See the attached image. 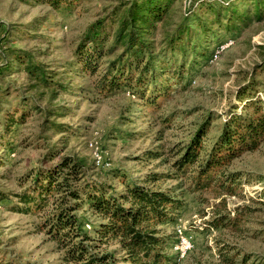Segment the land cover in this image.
<instances>
[{
    "label": "rangeland",
    "instance_id": "rangeland-1",
    "mask_svg": "<svg viewBox=\"0 0 264 264\" xmlns=\"http://www.w3.org/2000/svg\"><path fill=\"white\" fill-rule=\"evenodd\" d=\"M120 1L79 0L65 19L33 0H0V106L12 112L30 109L25 122L10 135L2 126L5 117L0 109V190L11 194L10 201H0V264H69L63 251L39 228L43 215L21 211L23 205L13 195L28 188L31 181L27 176L32 170L49 167L63 155L73 154L84 159L90 177L118 191L124 189V177L116 172L137 181L168 172L172 157L154 159L151 152L184 140L205 113L213 112L217 118L214 124L221 125L231 109L242 104L237 92L247 83L253 68L262 65L264 69V19L248 23L234 37L216 30L203 42L212 57L229 43L216 60L210 59L208 67L188 86L186 73L182 84L173 85L176 81H171L170 96L160 98L153 106L140 105L132 113L129 110L134 98L128 91L101 96L80 88H91L97 74L93 77L86 73L78 79L73 72L67 79L71 84L68 91L53 93L22 70L10 53L12 49L31 52L48 69L58 71L60 76L61 72L67 74L66 67L76 60L74 53L87 27L111 14ZM188 2L183 0L182 12ZM115 30V25L110 26V34ZM104 62L99 63L97 73L104 69ZM5 65H9L8 70ZM255 80L264 98V71L257 73ZM57 106L63 108L64 115L52 117L51 124H61V131L43 133L44 110ZM170 114L167 127L162 119ZM161 129L164 131L159 137ZM4 141L13 147L5 149L1 144ZM91 143H97L103 151L110 164L106 169L96 167ZM51 146L54 148L48 149ZM226 170L240 171L243 176L232 194L217 186L192 194L186 186L179 188L180 181L158 182L183 198L179 223L194 238L193 250L178 264H264V180L259 179L264 176V141L256 150L236 157ZM78 214L87 224L99 225L102 221L87 205ZM217 219L221 224L208 229ZM170 231L175 232L174 228ZM92 235L96 236L93 231ZM171 253L177 254L174 247Z\"/></svg>",
    "mask_w": 264,
    "mask_h": 264
},
{
    "label": "trees",
    "instance_id": "trees-1",
    "mask_svg": "<svg viewBox=\"0 0 264 264\" xmlns=\"http://www.w3.org/2000/svg\"><path fill=\"white\" fill-rule=\"evenodd\" d=\"M33 1L67 19L79 0ZM182 6L183 0H121L111 14L87 27L76 47V60L61 76L37 61L31 52L10 49V53L22 70L39 85L53 89V93L68 91L71 84L67 79L73 77V72L78 79L86 73L93 77L97 74L91 88L79 87L101 96L128 91L134 98L129 110L133 113L140 105L153 106L160 98L170 96L172 80L176 81L173 85L182 84L187 73L188 86L200 75L212 59V51L203 42L216 30L234 37L248 23L264 19V0H189L184 12ZM178 11L181 13L176 17ZM112 25L116 26L113 35ZM103 59L105 67L97 73ZM5 66L8 70L9 65ZM257 67L263 69L262 65ZM257 67L237 92L242 104L234 106L221 125L214 124L217 118L213 112L205 113L184 140L151 152L154 159L172 157L170 171L152 174L142 181L126 179V174L116 172L124 177V189L118 191L109 189L107 182L90 177L84 159L65 154L53 165L28 174V188L13 194L23 205L20 210L43 215L39 228L63 251L69 264H178V254L171 253L177 233L168 230H175L182 218L184 202L180 195L158 182L180 181L179 188L186 186L192 194L213 186L234 193L243 176L240 171H227L228 165L264 141V98L255 80V75L264 69ZM57 108L44 110L43 133L61 131V124H51L52 117L64 115L63 108ZM0 109L5 117L2 126L9 135L30 112L28 108L17 112L2 110L1 106ZM171 117L165 116L162 124L168 127ZM163 131L159 130V137ZM1 144L5 149L13 147L11 142ZM259 179L264 180V176ZM10 199L11 194L0 190L1 202ZM86 205L101 217L99 225L87 224L79 216L78 211ZM220 224V219L211 221L208 229Z\"/></svg>",
    "mask_w": 264,
    "mask_h": 264
},
{
    "label": "built area",
    "instance_id": "built-area-1",
    "mask_svg": "<svg viewBox=\"0 0 264 264\" xmlns=\"http://www.w3.org/2000/svg\"><path fill=\"white\" fill-rule=\"evenodd\" d=\"M229 43L226 45L228 46ZM226 46H222L221 50L225 49ZM221 50H216L211 61H214L218 58ZM90 146L94 150V162L98 168H107L110 164L104 158V153L97 143H91ZM177 233V243L174 245V250L178 254L177 262L184 259L187 254L193 250L195 243L193 235L187 230V227L183 226L181 223H178L175 227Z\"/></svg>",
    "mask_w": 264,
    "mask_h": 264
}]
</instances>
